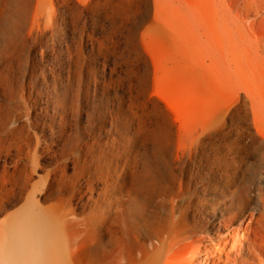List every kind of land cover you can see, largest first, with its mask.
I'll return each mask as SVG.
<instances>
[{
  "label": "rangeland",
  "instance_id": "rangeland-1",
  "mask_svg": "<svg viewBox=\"0 0 264 264\" xmlns=\"http://www.w3.org/2000/svg\"><path fill=\"white\" fill-rule=\"evenodd\" d=\"M228 74L205 0H0V264H135L169 215L205 226L239 180L257 202L264 85Z\"/></svg>",
  "mask_w": 264,
  "mask_h": 264
},
{
  "label": "bare ground",
  "instance_id": "bare-ground-1",
  "mask_svg": "<svg viewBox=\"0 0 264 264\" xmlns=\"http://www.w3.org/2000/svg\"><path fill=\"white\" fill-rule=\"evenodd\" d=\"M205 58L210 69L239 78L249 72L254 86H263L264 0H205ZM259 95L255 93V103H262ZM251 149L264 157L263 140ZM249 187L239 180L222 192L205 226L169 215L157 224L154 239L135 264H264V190L253 184L257 202L249 203ZM48 229L45 222L38 232L42 240L7 230V259L16 260V246L19 251L32 245L46 252Z\"/></svg>",
  "mask_w": 264,
  "mask_h": 264
}]
</instances>
